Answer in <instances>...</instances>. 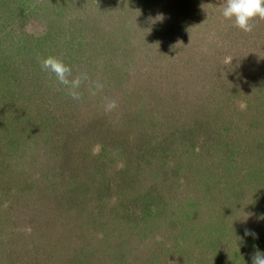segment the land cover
I'll list each match as a JSON object with an SVG mask.
<instances>
[{
    "label": "rangeland",
    "instance_id": "obj_1",
    "mask_svg": "<svg viewBox=\"0 0 264 264\" xmlns=\"http://www.w3.org/2000/svg\"><path fill=\"white\" fill-rule=\"evenodd\" d=\"M221 7L222 0H0V65L5 69L0 83L9 92L0 98V264L182 262L177 252L181 243L176 242L177 232L184 230L180 222L171 224L166 217L159 224L148 223V206L153 205L143 170L151 156L143 149L139 128L148 125L142 117L146 106L122 100L118 108L125 114L105 113L103 98L87 93L74 101L55 76L41 69L40 59L49 55L61 58L73 75L93 71L87 65L94 61L95 71L101 72L102 61L111 57L112 63L121 60L123 72L146 77L167 71L190 85L197 82L193 94L176 92L184 99L177 105L184 108L185 120L174 119L170 108L159 118L168 121L156 129L149 125L148 131L168 136L169 144L177 138L196 143L210 161L229 157V187L247 177L256 185L253 201L264 195V135L255 134L250 116L255 106L264 111V20L254 21V30L245 33L222 17ZM119 36L126 41L121 47ZM106 41L120 48L98 50ZM234 54H240L241 62H231ZM32 69L50 80L21 87L19 97L20 76ZM189 73H195L196 80ZM16 86L18 100L12 95ZM204 93L207 105L196 109L194 100H203ZM222 99L225 107L214 114V101ZM247 104L249 112L243 110ZM76 107L98 115L93 122L91 116L83 122ZM130 108L137 117L133 115V129L123 132ZM259 115L263 118L264 112ZM176 122L184 123L186 130L178 133ZM20 124L37 131L38 142L27 141ZM207 125L212 131L204 129ZM190 130L193 135L186 138ZM223 140L228 149L220 148ZM238 150L245 155L250 151L249 161L237 156ZM166 162L163 166L173 168ZM158 184L161 194L172 192L165 182ZM7 202L12 205L6 210ZM45 219L49 227L41 224Z\"/></svg>",
    "mask_w": 264,
    "mask_h": 264
},
{
    "label": "trees",
    "instance_id": "obj_2",
    "mask_svg": "<svg viewBox=\"0 0 264 264\" xmlns=\"http://www.w3.org/2000/svg\"><path fill=\"white\" fill-rule=\"evenodd\" d=\"M121 37L122 36H119L120 41L118 42L120 47L122 46L121 42L126 43L125 39H122ZM119 46L113 44V42L106 41L104 43L101 42L98 50L105 48L108 50L112 48L115 49ZM118 50L116 53L117 56L119 55ZM91 54H94V57H96V53L92 52ZM110 58L106 57V61H102L101 63V65L104 66L102 67V70L105 72L95 71L98 70V64L97 61H94L87 65V67L90 66L91 69L93 68V71L86 70L85 72H76V74L86 73L89 77V80L85 81L80 89L82 95L89 93V87H95V82H99L103 84V89L95 95L97 99L103 98L105 102V97H107L115 99L117 103L126 100V104L129 106L131 102L141 104L142 107L146 106L142 117L148 121V125L144 124L142 126L141 124L139 128L140 130H143L144 133L141 138L144 143L143 149L151 156V158H149L150 166L143 170L146 172L143 182H145V186L147 183L148 189L151 192L149 204L153 205L152 208H149L148 206L147 216L148 223H150L149 225H152L153 222L159 224V222H162L166 217H169L168 221L171 224L180 222L182 225L181 228L184 230L178 231L176 234V242L178 244L181 243L179 246L180 249L177 248V252L179 253L178 256H180L179 260L182 261L179 264H252V255L257 250L264 252V204L261 203V201H264V195H260L259 193L261 197L257 198V201H253V198H256L253 197V195H256V189L254 188L256 185L253 184V180H248L246 177L242 181V184H240L241 182L237 183V181H233L230 188L228 185L229 178L231 177L229 170L231 167H229L228 163L229 157H227V161H225L224 158L217 160V162L213 160L210 161L206 157L203 158L201 155L204 154L197 151L198 147L196 146V143H192L187 139H183L182 142L177 138L175 141H170L169 144L168 136L148 131L149 125L152 129H156L158 128L159 122L163 125V123L168 121L166 118L165 122L161 119L159 121V118L164 115V112L167 113L170 108L178 118L174 117V119L185 120L184 115L186 112L184 111V108L177 105V102L184 100L181 97V94H184V92L185 96L187 94L195 93L197 87L194 83L197 82L194 81L193 84L190 85L191 81L186 78L178 80L179 76L173 75L172 77L167 71L162 72V74H147L146 77L140 72H123L121 69V60H118L119 62L117 61V63H112L111 59L113 58ZM240 58V54H234L231 57V60H233L231 62H235L236 60H240L239 62H241ZM112 66L115 67L116 72H107L106 70H111ZM1 70L5 71L0 65V71ZM37 70L39 69H32V71L28 72L26 75H19L23 79L17 84V86L19 85V97H22L20 93V91H22L21 87L26 88L30 83L36 82L39 84L43 83L45 80H50V78L43 80V76L39 74L41 72H37ZM188 75H190V79L193 80V78H195L196 80L195 73H189ZM53 76L54 75L49 74V77L52 78ZM211 78H214V76H210V79ZM168 80H174L175 82L173 83L172 81V83H166L165 87L163 83ZM208 85H210V83H207V86ZM17 86L12 90V95L16 100L19 99L16 94ZM1 87L2 85L0 83V88ZM210 90H212L210 86L208 89H204L207 93H210ZM62 91L66 90L63 89ZM176 92H181V94H176ZM7 93L9 92H5L4 89L1 88L0 98L1 95ZM206 98L208 97L205 96L204 93L203 100H194L196 104V106H194L196 109L207 105L203 103L204 100H207ZM199 102H202L203 105ZM214 102L213 113H221L222 108L225 107L224 99L220 102ZM147 105H149L150 108H148ZM249 108V104H247L243 110L249 112ZM117 110L122 111L124 114L126 113L125 110H120L118 107L112 111V113H116ZM3 111L4 105L0 104V112ZM75 112L77 116H81L83 122L87 120L89 121V116L93 117L90 119V122H93L94 116L98 115L97 113L93 114L92 109L85 107L79 109L76 107ZM263 112L262 109L255 106L253 113L250 115L254 123L252 127L255 128V134L257 135L259 133H263L264 135V117L261 118L259 115L263 114ZM133 115L137 117V112L133 114L132 109L130 108L129 114L125 120V125L122 127L123 132H125V129H133ZM245 116L247 119L248 113ZM202 119L205 120L204 123L208 122L205 118ZM98 121H100V119L97 118L95 122L98 123ZM21 122H26V119H22L20 123ZM212 122L213 121H211V123ZM176 123L177 126H175V130L178 133H182L186 130L187 126L184 123ZM19 127L29 136L27 141L30 140L33 144H35V141L38 142L37 139L41 136L37 131L33 132V128L27 127V124H25V126L20 124ZM161 129L162 128H160L159 131ZM204 129L212 131L210 125H207ZM25 130H27V132ZM190 135H193L191 130L188 132L186 138L190 137ZM15 138L19 139V136L15 135ZM227 142V140L219 142L220 148L224 147L225 149H228L226 147L228 145ZM254 142L257 144L259 141L254 140ZM25 143L26 142L23 141L24 145ZM154 147L155 150L152 151L151 149ZM200 149H202V147ZM238 151L237 156H240V158L246 157V161H249V156L247 155H252L250 151L246 155L244 153L246 152L245 150ZM165 161H168L166 163L169 167L174 165L173 168H166L163 166ZM157 162H159V165H157ZM181 165H183V167L179 168ZM72 178H76V175H72ZM245 181H249L247 187L243 186ZM160 182H165L172 192H169L168 190V193L163 194L162 192L161 194L158 187V183ZM122 183L124 184L123 181ZM124 185L128 186L127 184ZM131 186L128 187L131 188ZM120 188H122V186ZM248 194L251 195V198L247 197ZM19 195L21 194L19 193ZM166 195L171 196L174 200L165 201V199H167ZM140 196L141 194L139 191L137 197L140 198ZM11 205L10 202H7V205L4 208L7 210ZM163 209H166V212H162ZM193 213L194 215L192 217L191 214ZM191 221L193 223H190ZM49 222L50 221L45 219L41 224L45 227H49V225H47L50 224ZM194 224L196 225L195 228L186 229V227ZM156 232L157 231L154 233ZM246 232H252L255 236L246 235Z\"/></svg>",
    "mask_w": 264,
    "mask_h": 264
},
{
    "label": "clouds",
    "instance_id": "obj_3",
    "mask_svg": "<svg viewBox=\"0 0 264 264\" xmlns=\"http://www.w3.org/2000/svg\"><path fill=\"white\" fill-rule=\"evenodd\" d=\"M221 15L225 20L232 21L237 29L251 33L256 27L254 21L264 20V0H222ZM41 69L54 75L56 81L65 86L67 95L74 101H81L82 93L80 91L85 81L89 80L86 73L73 75L72 68L61 58L49 55L40 59ZM103 89V84L95 82V87H89V93L95 96ZM118 107L115 99L105 97L104 111L110 113ZM93 154H97L95 151ZM30 232L31 230L28 229ZM246 235L255 236L252 232H246ZM252 264H264V252L257 250L251 257Z\"/></svg>",
    "mask_w": 264,
    "mask_h": 264
}]
</instances>
